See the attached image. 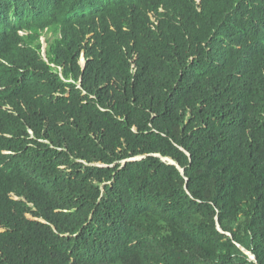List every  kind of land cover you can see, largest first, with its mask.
Here are the masks:
<instances>
[{
	"label": "trees",
	"instance_id": "trees-1",
	"mask_svg": "<svg viewBox=\"0 0 264 264\" xmlns=\"http://www.w3.org/2000/svg\"><path fill=\"white\" fill-rule=\"evenodd\" d=\"M0 264H264V0H0Z\"/></svg>",
	"mask_w": 264,
	"mask_h": 264
},
{
	"label": "water",
	"instance_id": "water-1",
	"mask_svg": "<svg viewBox=\"0 0 264 264\" xmlns=\"http://www.w3.org/2000/svg\"><path fill=\"white\" fill-rule=\"evenodd\" d=\"M83 68H84V66H85V62H83ZM163 161L164 162H167V163H169V164H171V165H176L177 167H178V165H177V163H175L172 159H169V158H164L163 159ZM250 254V253H249ZM251 256H252V254H250ZM253 257V256H252ZM254 258V257H253Z\"/></svg>",
	"mask_w": 264,
	"mask_h": 264
},
{
	"label": "rangeland",
	"instance_id": "rangeland-1",
	"mask_svg": "<svg viewBox=\"0 0 264 264\" xmlns=\"http://www.w3.org/2000/svg\"><path fill=\"white\" fill-rule=\"evenodd\" d=\"M41 41H42V44H43V49L46 47V42H45V36H43L42 38H41ZM82 58H81V60H80V63L82 64L83 62H82ZM84 61V60H83Z\"/></svg>",
	"mask_w": 264,
	"mask_h": 264
},
{
	"label": "clouds",
	"instance_id": "clouds-1",
	"mask_svg": "<svg viewBox=\"0 0 264 264\" xmlns=\"http://www.w3.org/2000/svg\"><path fill=\"white\" fill-rule=\"evenodd\" d=\"M44 50H45V48L43 49V54H44ZM82 59L84 60V58H82ZM83 60H82V62H85V60H84V61H83ZM82 64H83V63H82Z\"/></svg>",
	"mask_w": 264,
	"mask_h": 264
}]
</instances>
